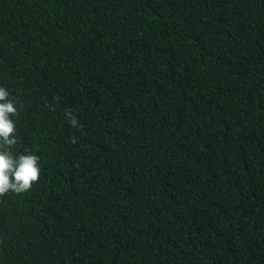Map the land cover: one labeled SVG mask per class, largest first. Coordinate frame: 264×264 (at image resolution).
<instances>
[{
    "label": "trees",
    "instance_id": "obj_1",
    "mask_svg": "<svg viewBox=\"0 0 264 264\" xmlns=\"http://www.w3.org/2000/svg\"><path fill=\"white\" fill-rule=\"evenodd\" d=\"M0 86V264H264V0H0Z\"/></svg>",
    "mask_w": 264,
    "mask_h": 264
},
{
    "label": "clouds",
    "instance_id": "obj_2",
    "mask_svg": "<svg viewBox=\"0 0 264 264\" xmlns=\"http://www.w3.org/2000/svg\"><path fill=\"white\" fill-rule=\"evenodd\" d=\"M19 112L10 99L6 87L0 86V197L12 192L16 195L29 192L41 177L40 157L30 151L15 155L11 149L18 144L16 122ZM65 119L74 129L80 127L77 115L65 109ZM75 143V139L72 141Z\"/></svg>",
    "mask_w": 264,
    "mask_h": 264
}]
</instances>
